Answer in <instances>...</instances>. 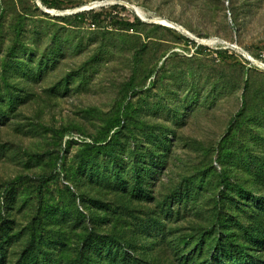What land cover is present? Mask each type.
<instances>
[{
	"label": "rangeland",
	"instance_id": "obj_1",
	"mask_svg": "<svg viewBox=\"0 0 264 264\" xmlns=\"http://www.w3.org/2000/svg\"><path fill=\"white\" fill-rule=\"evenodd\" d=\"M93 1L0 0V257L41 219L64 261L90 231L160 264L230 232L263 264L264 0Z\"/></svg>",
	"mask_w": 264,
	"mask_h": 264
},
{
	"label": "trees",
	"instance_id": "obj_2",
	"mask_svg": "<svg viewBox=\"0 0 264 264\" xmlns=\"http://www.w3.org/2000/svg\"><path fill=\"white\" fill-rule=\"evenodd\" d=\"M57 8H60L59 3H49ZM92 12L90 17L91 23L95 26L104 22L102 12H94V9H89ZM88 11L77 12L75 16L82 17ZM139 19L137 18V23ZM104 24V23H103ZM121 29L133 30L135 23L128 19H123L121 21ZM101 29L104 25L99 26ZM103 30V29H102ZM106 33L103 31L101 33ZM109 32V31H107ZM177 103V102H176ZM157 106L164 108L162 102H158ZM179 107V105H178ZM176 104L173 107L169 108L168 115L173 118L178 108ZM116 135L111 137V139L104 144H101L97 148L103 149H112L113 143L116 141ZM88 171L91 173L92 168H89ZM140 178L139 171L137 172V180ZM47 181L45 175L39 176V182L37 185L39 197L42 198L44 184ZM115 182L120 186L124 187V179L120 170L116 168V179ZM134 189L141 191V186L135 185ZM41 200V199H40ZM63 217V214L61 218ZM41 219L35 220V223L29 225L28 232V244L27 249L24 252V255L20 258L16 264H160L158 262L149 261L141 257L131 256L128 253L124 252L120 247V243L113 237L100 236L94 232L86 233L83 239V242L78 248L74 251L72 258L64 261L62 257H51L48 252L45 250V247L50 241L49 237L43 235V233L38 230ZM235 233H226L220 234L214 238V244L208 255H205L206 243H200L199 246L194 247L185 257H182L180 264H244L246 261H254L255 257L252 253H246L242 246L237 244V240L234 238ZM249 239L252 240V237L255 238L254 242H263L264 239L258 235H253L250 231H247ZM58 248L57 246H52ZM5 254L0 257V264H5ZM264 264V262H263Z\"/></svg>",
	"mask_w": 264,
	"mask_h": 264
},
{
	"label": "bare ground",
	"instance_id": "obj_3",
	"mask_svg": "<svg viewBox=\"0 0 264 264\" xmlns=\"http://www.w3.org/2000/svg\"><path fill=\"white\" fill-rule=\"evenodd\" d=\"M98 3V2H100V0H98V1H93V2H91V3H89V4H85V5H83V8H90L92 5H95V3ZM82 8V9H83ZM136 10H137V12L140 14V15H142L143 16V12L139 9V8H136ZM164 24H166V25H169V26H172V23L170 22V20L168 21V20H166V19H163V20H161ZM181 27V26H180ZM210 40V39H209ZM215 41V40H214ZM213 42V41H212Z\"/></svg>",
	"mask_w": 264,
	"mask_h": 264
},
{
	"label": "built area",
	"instance_id": "obj_4",
	"mask_svg": "<svg viewBox=\"0 0 264 264\" xmlns=\"http://www.w3.org/2000/svg\"><path fill=\"white\" fill-rule=\"evenodd\" d=\"M104 4V1H100V2H96L95 5H92L90 8L92 7H99V6H102ZM91 26L92 27H95V24L91 23Z\"/></svg>",
	"mask_w": 264,
	"mask_h": 264
},
{
	"label": "water",
	"instance_id": "obj_5",
	"mask_svg": "<svg viewBox=\"0 0 264 264\" xmlns=\"http://www.w3.org/2000/svg\"><path fill=\"white\" fill-rule=\"evenodd\" d=\"M138 13V12H137ZM139 14V13H138ZM141 16V15H140Z\"/></svg>",
	"mask_w": 264,
	"mask_h": 264
}]
</instances>
